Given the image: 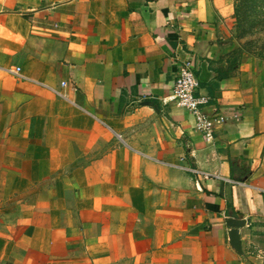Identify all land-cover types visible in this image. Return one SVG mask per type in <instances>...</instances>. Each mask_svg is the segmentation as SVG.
<instances>
[{
  "label": "crops",
  "instance_id": "obj_1",
  "mask_svg": "<svg viewBox=\"0 0 264 264\" xmlns=\"http://www.w3.org/2000/svg\"><path fill=\"white\" fill-rule=\"evenodd\" d=\"M235 13L0 0V264H264V62L234 53ZM181 64L211 141L162 104Z\"/></svg>",
  "mask_w": 264,
  "mask_h": 264
},
{
  "label": "built area",
  "instance_id": "obj_2",
  "mask_svg": "<svg viewBox=\"0 0 264 264\" xmlns=\"http://www.w3.org/2000/svg\"><path fill=\"white\" fill-rule=\"evenodd\" d=\"M20 69H17L18 73ZM66 83H63L65 86ZM200 82L193 71L191 64L178 65V74L172 94L162 99L163 106L176 104L189 111L195 121V128L205 134L206 140L213 139L210 119L205 113L206 107L210 104L211 98L199 93ZM256 255L263 257L264 253L256 251Z\"/></svg>",
  "mask_w": 264,
  "mask_h": 264
},
{
  "label": "rangeland",
  "instance_id": "obj_3",
  "mask_svg": "<svg viewBox=\"0 0 264 264\" xmlns=\"http://www.w3.org/2000/svg\"><path fill=\"white\" fill-rule=\"evenodd\" d=\"M238 17L233 31L234 53L264 62V0H235Z\"/></svg>",
  "mask_w": 264,
  "mask_h": 264
},
{
  "label": "water",
  "instance_id": "obj_4",
  "mask_svg": "<svg viewBox=\"0 0 264 264\" xmlns=\"http://www.w3.org/2000/svg\"><path fill=\"white\" fill-rule=\"evenodd\" d=\"M145 105H149V103H145ZM228 225L232 227L231 233H230V241L233 247L241 253V240L239 235V229L244 227L245 222L238 220H229Z\"/></svg>",
  "mask_w": 264,
  "mask_h": 264
},
{
  "label": "trees",
  "instance_id": "obj_5",
  "mask_svg": "<svg viewBox=\"0 0 264 264\" xmlns=\"http://www.w3.org/2000/svg\"><path fill=\"white\" fill-rule=\"evenodd\" d=\"M235 9H236L235 18H236V20H237L238 12H237V6H236V5H235Z\"/></svg>",
  "mask_w": 264,
  "mask_h": 264
}]
</instances>
